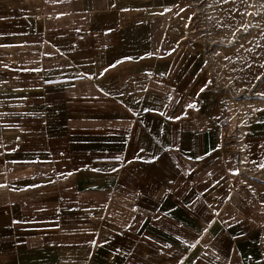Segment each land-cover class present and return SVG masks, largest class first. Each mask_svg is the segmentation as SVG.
<instances>
[{
	"label": "crops",
	"instance_id": "obj_1",
	"mask_svg": "<svg viewBox=\"0 0 264 264\" xmlns=\"http://www.w3.org/2000/svg\"><path fill=\"white\" fill-rule=\"evenodd\" d=\"M196 4L0 0V264H264V78Z\"/></svg>",
	"mask_w": 264,
	"mask_h": 264
},
{
	"label": "rangeland",
	"instance_id": "obj_2",
	"mask_svg": "<svg viewBox=\"0 0 264 264\" xmlns=\"http://www.w3.org/2000/svg\"><path fill=\"white\" fill-rule=\"evenodd\" d=\"M196 1L197 11L190 22V31L203 35L210 43L228 46L230 57L237 54L244 57V53L250 55L254 81L263 79L264 0Z\"/></svg>",
	"mask_w": 264,
	"mask_h": 264
},
{
	"label": "built area",
	"instance_id": "obj_3",
	"mask_svg": "<svg viewBox=\"0 0 264 264\" xmlns=\"http://www.w3.org/2000/svg\"><path fill=\"white\" fill-rule=\"evenodd\" d=\"M189 1H195V0H189ZM229 187H230V189H234V187H235V183H234V181H232V180H230L229 181Z\"/></svg>",
	"mask_w": 264,
	"mask_h": 264
},
{
	"label": "snow or ice",
	"instance_id": "obj_4",
	"mask_svg": "<svg viewBox=\"0 0 264 264\" xmlns=\"http://www.w3.org/2000/svg\"><path fill=\"white\" fill-rule=\"evenodd\" d=\"M225 2H227V0H225ZM115 65H113V67H114ZM105 71H107V69L105 70ZM257 79H259V77H257ZM201 91H203V89H201ZM191 106V105H190ZM260 167H264V164H261L260 165ZM238 174V173H237Z\"/></svg>",
	"mask_w": 264,
	"mask_h": 264
}]
</instances>
